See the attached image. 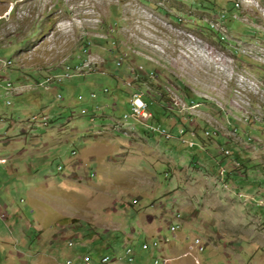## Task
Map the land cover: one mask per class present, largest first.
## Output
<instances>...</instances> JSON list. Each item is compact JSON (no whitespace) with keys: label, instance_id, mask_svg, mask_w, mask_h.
<instances>
[{"label":"rangeland","instance_id":"1","mask_svg":"<svg viewBox=\"0 0 264 264\" xmlns=\"http://www.w3.org/2000/svg\"><path fill=\"white\" fill-rule=\"evenodd\" d=\"M143 69L170 140L122 119ZM0 119V264H264V0H0Z\"/></svg>","mask_w":264,"mask_h":264},{"label":"built area","instance_id":"2","mask_svg":"<svg viewBox=\"0 0 264 264\" xmlns=\"http://www.w3.org/2000/svg\"><path fill=\"white\" fill-rule=\"evenodd\" d=\"M82 53H83V49H82ZM124 56L125 54H123L122 58H124ZM67 66H72V65H67ZM152 73L154 74L153 71ZM64 79H67V78H57V77L56 78H46L44 77V79L35 81L31 84L34 88H41L44 90H49L53 83L60 84ZM25 84L28 85V83H25ZM23 86L24 84L23 85L20 84L19 86H16V87L21 88ZM5 87L7 89L10 87H15V86L7 82ZM104 91H106V89H104ZM57 96L58 98L61 97L60 94H57ZM90 96L92 98H95L96 94L91 93ZM190 103H193V102L191 101ZM148 109H149V104H147V102L145 101V97H139L138 94H136L133 90L128 96L127 110L122 115V119H124L125 121H130V120L133 121V115H144V125L143 126L146 130L152 133H158L160 136H162V138H165L166 140H170L171 138H173L174 137L173 133L168 131L167 128H165L164 126L159 125V124L149 123L147 121V119L151 118V114L148 112ZM81 112L85 113V110L83 109ZM37 119H39V117L35 116V120ZM39 120L40 122H42L43 125L47 123V119L44 116L40 117ZM176 136L179 138V140L182 143H188V139L184 138V131L181 128H179ZM188 144L189 146L195 145V144H192L191 142H189ZM7 162L8 160L0 161V167L5 166ZM179 216L180 215L178 214L177 217ZM176 229L177 227L171 228L172 231H175ZM69 245H72V243L69 242ZM193 245L197 252H201L204 249L202 242H198L195 239H193ZM158 246H159V241H156V240L152 242H143L141 244L142 249H149V248L156 249L158 248ZM133 255H134L133 247L130 251L125 253V256H127V260L130 262L133 261ZM109 258H112V256L109 254H105V253L99 254L97 255L96 258H93L88 252H84L82 254H77L75 263L71 259H67L65 264H109ZM153 263L159 264L160 263L159 258L157 257L153 258Z\"/></svg>","mask_w":264,"mask_h":264},{"label":"trees","instance_id":"3","mask_svg":"<svg viewBox=\"0 0 264 264\" xmlns=\"http://www.w3.org/2000/svg\"><path fill=\"white\" fill-rule=\"evenodd\" d=\"M84 48H87L86 46H84L83 47V49ZM122 56H123V54H121ZM66 64H68V62H66ZM73 65V64H72ZM116 66H119V65H116ZM139 71L140 70H142V68L141 69H138ZM138 70H136V72H137V74H136V78L133 80L132 78L129 80V81H126V82H129L130 83V86H127L126 85V82H125V87L128 89V91H129V94L133 91V90H135V89H140L141 88V86H143L144 84H147L148 83V85H150V89H151V91H153L154 92V97H153V95H150L149 93H144V97H145V99L149 102V106H151L152 104L155 106V111L154 112H152L151 110H150V108L148 109V112L150 113V111H151V118L153 119V122H155L154 124H159V125H162V126H164L165 128H167V130L168 131H170V132H172L173 131V127H171V126H168V121L166 122V123H164V122H162L161 121V119H160V117L161 116H165V115H168V112H169V109L167 108V106H166V101H167V99L168 98H166L167 97V92H166V90H165V88H161V87H159V86H153V84H151V82H150V77H149V73L150 72H152L153 70H150V71H145L144 69V71L146 72L145 74L146 75H144V74H139L138 72ZM133 75V74H132ZM77 76H81V75H77ZM111 77L112 78H114L115 80H117V78H116V76H114V75H111ZM57 85H60L59 83L57 84ZM133 85V86H132ZM140 87V88H139ZM104 89H106V88H104ZM141 90V89H140ZM104 91V90H103ZM108 90L106 89V91H104V92H107ZM157 95H160V97H158ZM129 96V95H128ZM165 96V97H164ZM186 99V98H185ZM189 101H188V100ZM187 101L188 102H191V99H189L188 97H187ZM127 106H128V100H127ZM86 113V112H85ZM82 114H84V113H82ZM173 115H176V113L174 112L173 113ZM184 116H185V113L184 112H180V115L178 116V121L180 122V127L179 128H184V131H185V133H184V135L186 134V133H188V129L190 128V127H188V125H186V123H185V120H184ZM144 123V122H143ZM168 126V127H167ZM188 127V128H187ZM179 128L177 129V131H176V134H177V132H178V130H179ZM193 131L195 132V135L193 134V137H195L196 139H198L199 141H200V143L204 140L202 137H200L197 133H196V129H193ZM144 132H146V133H149L148 131H144ZM173 133V132H172ZM208 134H210V132L208 131ZM157 135H159L158 133H157ZM160 136V135H159ZM162 137V136H161ZM164 140H166L165 138H163ZM185 144H187V143H185ZM188 145V144H187ZM195 145H193V146H188V147H190V148H192V147H194ZM226 170V176H231L232 178H235L234 180H236V176L233 174V173H231V170H233V169H230V167H226V169H224V171ZM235 176V177H234ZM238 180H240V178H237ZM86 252H88V251H86ZM90 254V253H89ZM93 258H96L95 256H93L92 254H90Z\"/></svg>","mask_w":264,"mask_h":264},{"label":"bare ground","instance_id":"4","mask_svg":"<svg viewBox=\"0 0 264 264\" xmlns=\"http://www.w3.org/2000/svg\"><path fill=\"white\" fill-rule=\"evenodd\" d=\"M87 52V49L86 48H84L83 49V54H85ZM86 55V54H85ZM88 55V54H87ZM86 55V56H87ZM83 61V60H82ZM8 62H10V61H8ZM89 63V62H88ZM11 64V63H10ZM81 61L77 64H74L75 66H67V65H72V64H64V69H63V71L62 72H59L58 74H53V75H48L46 78H71L72 77V75H74V74H79V75H82L83 73H81L80 74V68H81ZM118 65H120V63H118ZM66 66V67H65ZM84 68V67H83ZM90 69H92V68H90ZM139 69H141V67L139 68ZM83 70H85V69H83ZM82 70V71H83ZM95 70V69H94ZM93 72V71H92ZM86 73V72H85ZM152 75H154L152 72H150ZM149 73V74H150ZM77 76V75H76ZM127 83H129V82H127ZM127 83H126V85H127ZM133 86V85H132ZM140 88V87H139ZM135 90H140V89H135ZM141 91V90H140ZM136 91L135 93L136 94H138V96L139 97H144V93H143V91ZM146 100V99H145ZM146 102H147V104H149L148 103V101L146 100ZM180 111H182V109H180ZM183 112V111H182ZM144 115H133V120H136V121H141V120H138V117H143ZM135 117V118H134ZM34 120H35V117H34ZM0 121H1V119H0ZM47 124V123H46ZM46 124H44V125H46ZM208 133V132H207ZM0 161H6V160H3L2 158H0ZM174 227V226H173ZM172 228V227H171ZM178 228V227H177ZM131 249H128L126 252H128V251H130ZM109 264H117V259L115 258V259H113V258H109Z\"/></svg>","mask_w":264,"mask_h":264},{"label":"crops","instance_id":"5","mask_svg":"<svg viewBox=\"0 0 264 264\" xmlns=\"http://www.w3.org/2000/svg\"><path fill=\"white\" fill-rule=\"evenodd\" d=\"M11 204H13V203L11 202L10 205ZM14 205H15V203L10 208L11 209V214L10 215H11V217L13 216V218H14V216L18 217V213L20 212V209L19 208L18 209L14 208ZM5 206H6V200H4V199H2L0 197V217H5V220H7L8 214H7V211L5 209ZM2 211H3L4 214L2 213ZM4 222H6V221H4Z\"/></svg>","mask_w":264,"mask_h":264},{"label":"clouds","instance_id":"6","mask_svg":"<svg viewBox=\"0 0 264 264\" xmlns=\"http://www.w3.org/2000/svg\"><path fill=\"white\" fill-rule=\"evenodd\" d=\"M86 49H87V48H86ZM123 54H124V53H123ZM65 63H66V62H65ZM61 67H62V66H61ZM45 77H46V76H45ZM42 79H44V77H43ZM36 81H37V80H36ZM26 83H27V82H26ZM61 83H62V82H61ZM52 85H53V84H52ZM36 89H37V88H36ZM50 89H51V88H50ZM50 89H49V90H50ZM60 96H61V95H60ZM60 98H61V97H60ZM191 101L193 102V100H191ZM42 116H44V115H42ZM47 123H48V120H47ZM83 248H84V246H83ZM84 252H86V251H84ZM88 253H89V252H88ZM99 254H102V253H99ZM99 254H98V255H99Z\"/></svg>","mask_w":264,"mask_h":264}]
</instances>
